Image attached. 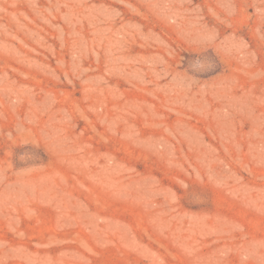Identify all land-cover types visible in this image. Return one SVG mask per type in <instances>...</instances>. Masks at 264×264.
<instances>
[{"label": "rangeland", "instance_id": "obj_1", "mask_svg": "<svg viewBox=\"0 0 264 264\" xmlns=\"http://www.w3.org/2000/svg\"><path fill=\"white\" fill-rule=\"evenodd\" d=\"M0 264H264V0H0Z\"/></svg>", "mask_w": 264, "mask_h": 264}]
</instances>
